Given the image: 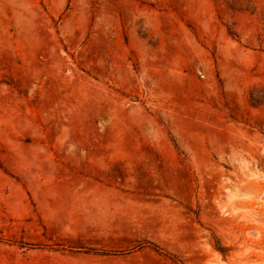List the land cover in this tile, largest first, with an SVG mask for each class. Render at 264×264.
<instances>
[{"label":"rangeland","instance_id":"obj_1","mask_svg":"<svg viewBox=\"0 0 264 264\" xmlns=\"http://www.w3.org/2000/svg\"><path fill=\"white\" fill-rule=\"evenodd\" d=\"M262 176L264 0H0V264H264Z\"/></svg>","mask_w":264,"mask_h":264},{"label":"bare ground","instance_id":"obj_2","mask_svg":"<svg viewBox=\"0 0 264 264\" xmlns=\"http://www.w3.org/2000/svg\"><path fill=\"white\" fill-rule=\"evenodd\" d=\"M260 175H261V174H260ZM262 175H263V174H262ZM262 177H263V176H262ZM263 178H264V177H263ZM261 190H262V188H261ZM259 198H260V200H261V202H262V204H263V206H264V189L262 190V192H261ZM251 219L254 220V221H259V222L264 223V214H263L260 218H253V217H251ZM248 233L252 234L253 232H250V230H249ZM254 234H255V233H254Z\"/></svg>","mask_w":264,"mask_h":264}]
</instances>
